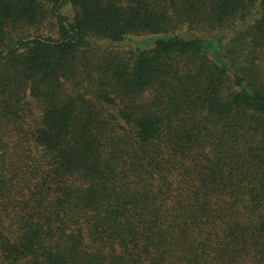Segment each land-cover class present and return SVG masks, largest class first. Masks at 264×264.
Returning a JSON list of instances; mask_svg holds the SVG:
<instances>
[{"label": "trees", "instance_id": "16d2710c", "mask_svg": "<svg viewBox=\"0 0 264 264\" xmlns=\"http://www.w3.org/2000/svg\"><path fill=\"white\" fill-rule=\"evenodd\" d=\"M0 264H264V0H0Z\"/></svg>", "mask_w": 264, "mask_h": 264}, {"label": "rangeland", "instance_id": "374dc122", "mask_svg": "<svg viewBox=\"0 0 264 264\" xmlns=\"http://www.w3.org/2000/svg\"><path fill=\"white\" fill-rule=\"evenodd\" d=\"M64 13H65V15H67L68 17H71V16H72L71 8H70V7H66V8L64 9Z\"/></svg>", "mask_w": 264, "mask_h": 264}]
</instances>
